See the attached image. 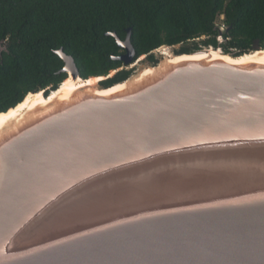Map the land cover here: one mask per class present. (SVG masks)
I'll return each mask as SVG.
<instances>
[{
    "label": "water",
    "instance_id": "obj_1",
    "mask_svg": "<svg viewBox=\"0 0 264 264\" xmlns=\"http://www.w3.org/2000/svg\"><path fill=\"white\" fill-rule=\"evenodd\" d=\"M106 35L136 66L126 80L66 79L0 123V264H264L258 41L149 61L130 30Z\"/></svg>",
    "mask_w": 264,
    "mask_h": 264
},
{
    "label": "trees",
    "instance_id": "obj_2",
    "mask_svg": "<svg viewBox=\"0 0 264 264\" xmlns=\"http://www.w3.org/2000/svg\"><path fill=\"white\" fill-rule=\"evenodd\" d=\"M128 30L136 59L155 61L156 50L177 45V54L219 46L240 57L255 41L264 50V0H0V114L67 79L59 49L82 81L112 72L102 85L126 80L133 69L116 59L124 51L106 34L124 40Z\"/></svg>",
    "mask_w": 264,
    "mask_h": 264
},
{
    "label": "bare ground",
    "instance_id": "obj_3",
    "mask_svg": "<svg viewBox=\"0 0 264 264\" xmlns=\"http://www.w3.org/2000/svg\"><path fill=\"white\" fill-rule=\"evenodd\" d=\"M259 54V53H256ZM88 83L92 82V81H87ZM84 82L81 80H77V81H72L70 79V77L62 84V89H71V88H76L77 86L83 84ZM35 99H39L40 100V95H27L25 100L23 101V103H21L16 110H10L8 111L6 114H0V123L9 118L10 116H12V114H14L15 111L20 110L21 108H23L24 106H26L28 103L33 102Z\"/></svg>",
    "mask_w": 264,
    "mask_h": 264
},
{
    "label": "rangeland",
    "instance_id": "obj_4",
    "mask_svg": "<svg viewBox=\"0 0 264 264\" xmlns=\"http://www.w3.org/2000/svg\"><path fill=\"white\" fill-rule=\"evenodd\" d=\"M220 22H222V17H220L218 20H217V24L220 25ZM203 39V38H202ZM181 47H175V49H173V51L176 53V51H178ZM162 52V50H156L153 55L154 57L155 56H158L160 53ZM250 53V52H249ZM147 59V58H146ZM133 69V71L136 69V66L134 67V65H130L127 67V69ZM115 73V72H114ZM113 72L111 74H114ZM133 73V72H132ZM68 79V78H67Z\"/></svg>",
    "mask_w": 264,
    "mask_h": 264
},
{
    "label": "built area",
    "instance_id": "obj_5",
    "mask_svg": "<svg viewBox=\"0 0 264 264\" xmlns=\"http://www.w3.org/2000/svg\"><path fill=\"white\" fill-rule=\"evenodd\" d=\"M220 27H221L222 29L225 28V26L222 24V22H220Z\"/></svg>",
    "mask_w": 264,
    "mask_h": 264
}]
</instances>
